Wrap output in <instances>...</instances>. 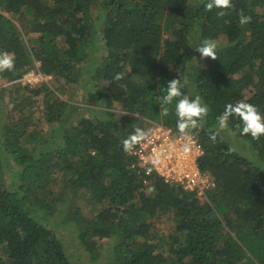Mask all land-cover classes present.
<instances>
[{"label": "trees", "instance_id": "16d2710c", "mask_svg": "<svg viewBox=\"0 0 264 264\" xmlns=\"http://www.w3.org/2000/svg\"><path fill=\"white\" fill-rule=\"evenodd\" d=\"M232 2L217 17L207 0H0V51L15 54L14 70L0 73V264H74L58 226L77 233L91 262L264 264V136L208 138L226 103L264 114V0ZM240 9L252 18L243 27ZM206 38L218 59L191 48ZM33 70L85 107L46 83L21 84ZM173 78L209 107L195 136L198 168L214 184L205 198L153 174L144 185L121 148L137 126L177 132L174 104L163 116L154 99Z\"/></svg>", "mask_w": 264, "mask_h": 264}, {"label": "clouds", "instance_id": "9594fccd", "mask_svg": "<svg viewBox=\"0 0 264 264\" xmlns=\"http://www.w3.org/2000/svg\"><path fill=\"white\" fill-rule=\"evenodd\" d=\"M234 8L235 5L232 0H207V3L204 4L205 11L211 12L215 9L217 17H224L228 10ZM236 15L238 24L241 27L251 23L252 18L245 15L243 9L237 10ZM217 47V43L214 40L206 38L199 45L191 48H193L196 53H199V60L202 61L206 58L211 60L218 59ZM14 68L15 54L8 51H0V73L6 71L11 72ZM28 77H32V74L29 73ZM123 78L124 73H116L113 79L119 81ZM30 82L38 83L39 78L33 77ZM187 83L188 81L186 79L182 83L180 78H173L163 87L164 94L162 96L157 95L154 98L163 116L169 115L170 109L168 106L174 104L173 115L176 118L175 128L179 134V138L184 142L181 146V151L184 155L192 151V146L195 144V136L203 130L204 123L209 114V107L200 95L190 97L183 92V88ZM215 119L217 126L214 130H209L208 135L209 140L213 143L216 142L217 137L223 132H227L231 136H249L253 141L259 140L264 136V114L260 112L255 104L246 102L245 100H238L235 103H226L223 111ZM230 120L235 121L231 126ZM167 128L171 129L170 127ZM148 137V132L141 127H135L133 131L122 140V151L125 154H132L137 146L142 145ZM232 151H234L233 148L228 149V152ZM163 155L164 153L162 151L154 150L151 156L145 158V164L150 165L145 168V175H151L153 169L157 168L162 163L161 158ZM148 191L154 192L155 188L150 187Z\"/></svg>", "mask_w": 264, "mask_h": 264}, {"label": "built area", "instance_id": "2783aa9c", "mask_svg": "<svg viewBox=\"0 0 264 264\" xmlns=\"http://www.w3.org/2000/svg\"><path fill=\"white\" fill-rule=\"evenodd\" d=\"M29 73L32 74V77H28ZM33 77H38L39 82L31 83L30 80ZM51 79L54 80L51 75L47 76L40 72L34 73L32 71L21 78L22 82L25 81L30 85L40 84V86ZM147 132L149 133L148 139L142 145H138L132 153L136 157V163L131 167L135 166L138 168V173L140 171L142 173V170H144L142 183L144 185L147 184L145 168L150 166L145 164V158L151 156L154 150L162 151L164 153L161 158L162 163L153 169L152 174L165 184L180 186L183 190H194L198 196L205 198V193L213 188L214 184L211 178L198 168V160L204 154L200 143L195 139L192 151L184 155L181 151V146L184 142L179 138L177 132L173 133L171 129L161 124L149 126Z\"/></svg>", "mask_w": 264, "mask_h": 264}, {"label": "rangeland", "instance_id": "374dc122", "mask_svg": "<svg viewBox=\"0 0 264 264\" xmlns=\"http://www.w3.org/2000/svg\"><path fill=\"white\" fill-rule=\"evenodd\" d=\"M27 39V38H26ZM97 60H95L94 62H96ZM93 63H89L87 64L86 66V70H85V66H84V63H83V68H82V77L79 81V84L78 86L80 85H85L86 84V88L85 90H81L79 91L80 94H82V96L85 98L87 96H90L91 95V85L86 83L85 82V79H86V73L90 70L88 68H90L91 66H93ZM35 66L36 67H39V63H35ZM38 70H33L32 72L34 73H37ZM23 78V77H22ZM21 81V84L23 85H29V87L31 88H37V87H40V84H33V85H30L28 84L27 82L20 80ZM47 85L48 87L50 88H59V92H58V97L62 98L63 100H66V101H71V102H74L76 103L77 105H81V107H85L84 104H82L81 102H75L76 100V97H74L75 95V92L76 91H70V90H66L64 87H63V83L62 82H57L56 80H48L47 82ZM5 86V85H4ZM9 98V97H8ZM8 98L6 97V101L8 100ZM3 110H5L4 106L2 105L1 103V100H0V114L3 113ZM173 133H176V132H173ZM227 139L230 140V142H232V144H234V141L235 139L232 140V137L231 135H229L228 133L225 134ZM237 146L239 149H242L244 148L243 144L241 142H237V144L235 145ZM6 182H7V186H10L9 184V179L6 178ZM178 187V186H177ZM187 194H190L192 193L191 191H188L186 192ZM82 214H86L87 212L85 211V209H82L81 210ZM160 222V223H159ZM158 226L159 228L165 230V232L167 231L168 232V227H169V224L165 223V221H158ZM64 228V227H63ZM61 226H58V227H55V230H56V233L62 238L64 236L65 240H66V247L68 248V252H69V255L72 256V260L74 262V264H107L106 262H102V261H97V262H91L88 254H86V252L81 248L80 244H79V241L77 239V233L76 232H73L72 230H69L67 232H65V230L63 229ZM66 229V228H65Z\"/></svg>", "mask_w": 264, "mask_h": 264}]
</instances>
